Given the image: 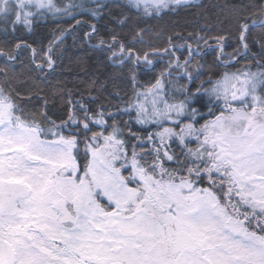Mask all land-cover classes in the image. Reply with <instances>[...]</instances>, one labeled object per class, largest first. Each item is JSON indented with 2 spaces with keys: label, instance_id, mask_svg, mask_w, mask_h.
Listing matches in <instances>:
<instances>
[{
  "label": "snow or ice",
  "instance_id": "obj_1",
  "mask_svg": "<svg viewBox=\"0 0 264 264\" xmlns=\"http://www.w3.org/2000/svg\"><path fill=\"white\" fill-rule=\"evenodd\" d=\"M126 3L153 16L191 0ZM109 7L0 0L6 61L28 51L35 70L54 71L59 45L9 43L7 33L9 25L31 32L46 13L60 14L75 23L57 40L88 28L82 42L99 37L94 49L127 66L132 85L126 100L117 93L122 106L114 111H94L95 98L73 100L69 92L67 118L57 122L47 101L26 113L24 97L7 83L11 65L0 68V264H264V35L251 38L253 28L264 29V2L223 5V34L176 33L166 47L143 52L133 44L144 29L129 42L114 30L106 39L88 22ZM126 21L121 13L118 23ZM210 39L215 61L200 79L201 42L208 47ZM181 48L186 54L177 56ZM152 56L168 62L141 85L137 72L141 64L154 68Z\"/></svg>",
  "mask_w": 264,
  "mask_h": 264
},
{
  "label": "trees",
  "instance_id": "obj_2",
  "mask_svg": "<svg viewBox=\"0 0 264 264\" xmlns=\"http://www.w3.org/2000/svg\"><path fill=\"white\" fill-rule=\"evenodd\" d=\"M72 2L79 3L80 0H72ZM103 2L110 5L109 8L104 9V18L88 22L96 23L100 35L106 39L109 38L107 32L114 30L129 42L132 41L133 33L136 30L144 29L143 40L133 44L137 50L143 52L151 50L149 45L159 48L166 47L169 36H174L176 33L183 37L201 35L205 39L223 34L224 25L217 23V17L220 15L223 5H238L240 3L255 5L264 2V0H191L187 6L166 9L160 15L153 16H146L135 8H129L126 0H103ZM54 3L63 7L69 3V0H54ZM121 13L127 17L124 24L118 23ZM77 18L81 17L77 15ZM73 22L75 21L70 20L67 16L46 13L39 22L34 23L31 32L23 25H17L16 31L13 33L11 25H9L7 41L14 43L16 40H25L37 49L47 48L59 36L60 31L65 30ZM87 30L88 28H84L72 34L67 33L61 40L62 42L56 44L59 47L56 49L54 71L48 69L47 66L42 72L35 70L28 51H22L19 59L14 62L6 61V58L0 57V68H4L6 64L11 65L8 68L7 83L14 92H19L24 97L23 107L26 113L43 110L44 103L47 101L48 115L59 122L60 119L67 118L69 92H71L73 100L87 101L90 97L95 98L96 102L89 105L94 111L100 105L114 111L117 107L122 106L121 101L117 98V93L125 100L131 94L132 85L128 67L113 65L105 58V53L94 49L93 45L98 42L99 37L91 42H82L83 31ZM260 35H264V29H252V39H256ZM5 41L4 25L0 23V47L5 46ZM172 43L181 45L185 41L174 38ZM214 44H216L215 41L210 39L209 46ZM201 46L205 49L203 42H201ZM234 47V41L228 40L225 51L231 52ZM216 50L217 46H214L208 47L203 52L200 62L205 64L206 75L200 79H207L208 68L215 61ZM181 53H185V50L179 49L176 55L180 56ZM150 58L155 62L154 68L148 70L141 64L137 72V79L141 85L146 86L152 82L153 77L158 75L168 62L167 56H152ZM241 64H237L236 68L241 67ZM219 70L223 71L222 68ZM4 80L3 73H0V83H3ZM199 82L198 79L196 84ZM29 97H31L30 100ZM202 111H206V109H202ZM118 119L123 123L129 117L124 115ZM133 127L135 130L134 124Z\"/></svg>",
  "mask_w": 264,
  "mask_h": 264
},
{
  "label": "water",
  "instance_id": "obj_3",
  "mask_svg": "<svg viewBox=\"0 0 264 264\" xmlns=\"http://www.w3.org/2000/svg\"><path fill=\"white\" fill-rule=\"evenodd\" d=\"M74 23H75V22H74ZM74 23H73V24H74ZM68 28H69V27H67L65 30H67ZM66 33H67V31H65V34H66ZM64 36H65V35H64ZM64 36H63V37H64ZM63 37H62V38H63ZM62 38H61V39H62ZM59 41H60V40L55 39V41H53L52 44L55 45V44H56L57 42H59ZM30 57H31V53H30Z\"/></svg>",
  "mask_w": 264,
  "mask_h": 264
},
{
  "label": "rangeland",
  "instance_id": "obj_4",
  "mask_svg": "<svg viewBox=\"0 0 264 264\" xmlns=\"http://www.w3.org/2000/svg\"><path fill=\"white\" fill-rule=\"evenodd\" d=\"M66 34H67V33H66ZM66 34H65V36H66ZM65 36H64L61 40H63V39L65 38ZM61 40H60V41H61ZM54 41H55V40H54ZM60 41H59V42H60ZM59 42H57L56 44H58ZM56 44H55V45H56ZM208 47H214V46H208ZM208 47H205V49H207ZM181 49H182V48H181Z\"/></svg>",
  "mask_w": 264,
  "mask_h": 264
}]
</instances>
